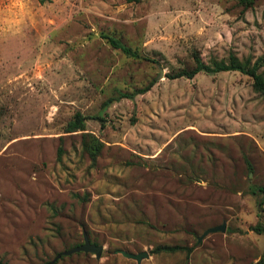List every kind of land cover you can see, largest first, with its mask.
<instances>
[{
  "label": "rangeland",
  "instance_id": "1",
  "mask_svg": "<svg viewBox=\"0 0 264 264\" xmlns=\"http://www.w3.org/2000/svg\"><path fill=\"white\" fill-rule=\"evenodd\" d=\"M193 50L211 68L257 62L264 78V0H0V262L259 261L264 98L235 70L168 77ZM77 111L85 130L65 132ZM83 133L103 143L95 161ZM83 231L100 258L50 263ZM161 244L186 249L151 252Z\"/></svg>",
  "mask_w": 264,
  "mask_h": 264
},
{
  "label": "trees",
  "instance_id": "2",
  "mask_svg": "<svg viewBox=\"0 0 264 264\" xmlns=\"http://www.w3.org/2000/svg\"><path fill=\"white\" fill-rule=\"evenodd\" d=\"M43 1V0H39ZM127 2H140L141 0H126ZM244 3H252V0H241ZM108 42L114 48L120 49L125 54H136L135 51L131 49V47L127 46L126 44L122 43L115 37L108 36ZM193 58V66L191 68H182L177 71H173L169 73L167 76L170 78H177V77H187L192 78L198 72H217V71H229L235 70L239 71L243 74L248 75L252 79V89L254 92L258 93L260 96L264 98V78L258 72L259 63L254 62L252 65H243L240 62H236L233 60V56L231 57V62L229 64L220 65L215 68L209 67L204 60L201 58L200 53L196 50H193L192 53ZM154 84V81H150L144 87L137 88L134 91H121L118 90L116 96H110L107 98L105 104L110 103L114 100H118L120 98H134L136 94L144 93L151 88ZM101 118V117H99ZM87 117L83 115L81 112H75L72 118L67 121L64 130L65 132H73V131H84L85 130V120ZM103 147V143L99 140L98 137L90 134V133H83L82 135V148L83 150L88 153L91 160L95 161L96 157L99 155L101 149ZM254 191H259L264 194V185H258L253 188ZM264 201V196L262 198V202ZM186 247L181 245H167L161 244L156 245L151 252L158 253V252H176L178 250H185ZM0 264H4L0 262ZM256 264H264V253L263 256L259 259Z\"/></svg>",
  "mask_w": 264,
  "mask_h": 264
},
{
  "label": "water",
  "instance_id": "3",
  "mask_svg": "<svg viewBox=\"0 0 264 264\" xmlns=\"http://www.w3.org/2000/svg\"><path fill=\"white\" fill-rule=\"evenodd\" d=\"M161 69H160V74H161ZM225 229V225L224 223L215 227V228H211L209 230H207L204 235L208 234L209 232H215V231H224ZM75 252H85V253H92L95 255L96 258H100L101 254L103 252V246L93 243L90 241L87 233L85 231H83V242L71 249L62 251L60 253H58L51 261L50 263H53L54 261H56L60 256L62 255H70L72 253ZM116 252L120 253L122 256L129 258V259H134L137 261V263H139L141 261V259L143 258H147L149 256L147 251H140L137 253H133V252H129L126 250H117Z\"/></svg>",
  "mask_w": 264,
  "mask_h": 264
}]
</instances>
